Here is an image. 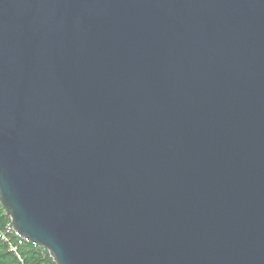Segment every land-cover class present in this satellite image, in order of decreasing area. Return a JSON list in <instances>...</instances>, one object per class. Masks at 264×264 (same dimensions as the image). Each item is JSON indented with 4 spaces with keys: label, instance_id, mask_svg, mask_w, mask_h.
<instances>
[{
    "label": "water",
    "instance_id": "obj_1",
    "mask_svg": "<svg viewBox=\"0 0 264 264\" xmlns=\"http://www.w3.org/2000/svg\"><path fill=\"white\" fill-rule=\"evenodd\" d=\"M0 207L54 264H264V0H0Z\"/></svg>",
    "mask_w": 264,
    "mask_h": 264
},
{
    "label": "trees",
    "instance_id": "obj_2",
    "mask_svg": "<svg viewBox=\"0 0 264 264\" xmlns=\"http://www.w3.org/2000/svg\"><path fill=\"white\" fill-rule=\"evenodd\" d=\"M8 220L0 207V224H4ZM10 242L16 245L21 262L0 241V264H54L43 248L34 246L30 241L18 242L17 239L12 238Z\"/></svg>",
    "mask_w": 264,
    "mask_h": 264
},
{
    "label": "built area",
    "instance_id": "obj_3",
    "mask_svg": "<svg viewBox=\"0 0 264 264\" xmlns=\"http://www.w3.org/2000/svg\"><path fill=\"white\" fill-rule=\"evenodd\" d=\"M17 239L18 242H23V241H29L28 239H26L23 235H21L16 229L15 227L12 225V223L10 222V220H8L6 223L4 224H0V241L2 243H4L7 247V250L11 253L14 254V256L19 259V261L21 262L19 255L17 253V248L16 245H14L13 243H11V239ZM34 246H39L38 244H36L35 242L30 241ZM40 247V246H39Z\"/></svg>",
    "mask_w": 264,
    "mask_h": 264
}]
</instances>
